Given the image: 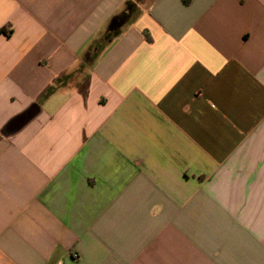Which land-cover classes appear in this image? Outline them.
Here are the masks:
<instances>
[{
    "label": "crops",
    "instance_id": "crops-1",
    "mask_svg": "<svg viewBox=\"0 0 264 264\" xmlns=\"http://www.w3.org/2000/svg\"><path fill=\"white\" fill-rule=\"evenodd\" d=\"M129 1L0 0V264H264V0Z\"/></svg>",
    "mask_w": 264,
    "mask_h": 264
},
{
    "label": "trees",
    "instance_id": "trees-1",
    "mask_svg": "<svg viewBox=\"0 0 264 264\" xmlns=\"http://www.w3.org/2000/svg\"><path fill=\"white\" fill-rule=\"evenodd\" d=\"M153 1L154 0H151L149 3H152ZM137 5L138 3L135 2H127L125 10L120 15H117L112 19L109 25L110 31L117 33L120 27L123 26L129 20L130 15L137 8Z\"/></svg>",
    "mask_w": 264,
    "mask_h": 264
},
{
    "label": "rangeland",
    "instance_id": "rangeland-1",
    "mask_svg": "<svg viewBox=\"0 0 264 264\" xmlns=\"http://www.w3.org/2000/svg\"><path fill=\"white\" fill-rule=\"evenodd\" d=\"M142 6L147 5L151 0H136Z\"/></svg>",
    "mask_w": 264,
    "mask_h": 264
},
{
    "label": "built area",
    "instance_id": "built-area-1",
    "mask_svg": "<svg viewBox=\"0 0 264 264\" xmlns=\"http://www.w3.org/2000/svg\"><path fill=\"white\" fill-rule=\"evenodd\" d=\"M75 256V258H78V256L77 255H74Z\"/></svg>",
    "mask_w": 264,
    "mask_h": 264
}]
</instances>
